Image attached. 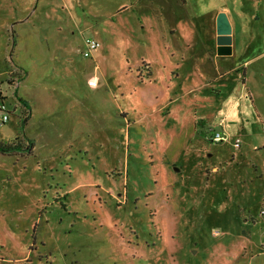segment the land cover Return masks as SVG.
Returning <instances> with one entry per match:
<instances>
[{
  "label": "rangeland",
  "instance_id": "374dc122",
  "mask_svg": "<svg viewBox=\"0 0 264 264\" xmlns=\"http://www.w3.org/2000/svg\"><path fill=\"white\" fill-rule=\"evenodd\" d=\"M0 86V264H264V0H0Z\"/></svg>",
  "mask_w": 264,
  "mask_h": 264
},
{
  "label": "built area",
  "instance_id": "2783aa9c",
  "mask_svg": "<svg viewBox=\"0 0 264 264\" xmlns=\"http://www.w3.org/2000/svg\"><path fill=\"white\" fill-rule=\"evenodd\" d=\"M100 42L96 39L89 38L86 42V48L82 51V54L86 57L92 55V53L100 47ZM9 87L7 89L0 86V123L5 124L11 119V116L19 109V98L13 105L9 101ZM8 90V91H7ZM21 102V101H20ZM22 103V102H21ZM228 134L226 132H217L214 134V141L220 142L227 140ZM241 139L237 140V146H240ZM262 216H264V207L262 209Z\"/></svg>",
  "mask_w": 264,
  "mask_h": 264
},
{
  "label": "water",
  "instance_id": "95a60500",
  "mask_svg": "<svg viewBox=\"0 0 264 264\" xmlns=\"http://www.w3.org/2000/svg\"><path fill=\"white\" fill-rule=\"evenodd\" d=\"M217 33H218V52L222 55H229L233 52V27L229 16L225 12H221L217 17Z\"/></svg>",
  "mask_w": 264,
  "mask_h": 264
},
{
  "label": "trees",
  "instance_id": "16d2710c",
  "mask_svg": "<svg viewBox=\"0 0 264 264\" xmlns=\"http://www.w3.org/2000/svg\"><path fill=\"white\" fill-rule=\"evenodd\" d=\"M19 98V100L21 102H23L29 109H30V103L23 99L20 96H17ZM23 122H27L28 118H24L22 119ZM27 147V148H26ZM25 147V149L27 150V153H33L34 152V148H35V142L30 139L28 145ZM24 149L20 144H7V143H0V152L3 153H11V152H15L18 150Z\"/></svg>",
  "mask_w": 264,
  "mask_h": 264
},
{
  "label": "crops",
  "instance_id": "0c3cea01",
  "mask_svg": "<svg viewBox=\"0 0 264 264\" xmlns=\"http://www.w3.org/2000/svg\"><path fill=\"white\" fill-rule=\"evenodd\" d=\"M142 1H144V0H142ZM233 37L234 38H236V36H235V33H233ZM236 42V41H235ZM232 54H234V52L232 53ZM220 55H222V54H220ZM223 56H229V55H223ZM231 56V55H230ZM228 70V69H227ZM230 71H232V69H230ZM80 102V101H79Z\"/></svg>",
  "mask_w": 264,
  "mask_h": 264
}]
</instances>
